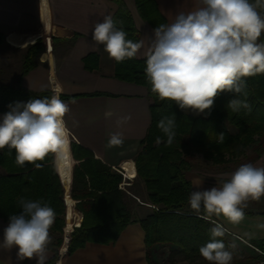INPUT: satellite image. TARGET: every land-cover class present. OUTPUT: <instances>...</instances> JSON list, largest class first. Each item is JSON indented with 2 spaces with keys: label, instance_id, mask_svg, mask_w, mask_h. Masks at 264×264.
Masks as SVG:
<instances>
[{
  "label": "trees",
  "instance_id": "obj_1",
  "mask_svg": "<svg viewBox=\"0 0 264 264\" xmlns=\"http://www.w3.org/2000/svg\"><path fill=\"white\" fill-rule=\"evenodd\" d=\"M111 1L117 5L112 14L117 27L127 33V39L137 42L139 31L127 4L124 0ZM134 2L139 15L153 27L165 24L154 0ZM259 11L264 13V8ZM157 19L160 23H157ZM3 39L0 33V43ZM56 39L52 37L53 42ZM260 41L264 42V33ZM24 49L15 82L9 84L0 80V112L8 113L11 111L10 106L17 103L52 95L50 90L35 92L24 88L21 82L22 76L39 63V56L44 50L41 34L38 32L29 37ZM146 58L132 57L121 63L115 61L114 69L116 78L146 86L151 99L149 129L140 141L141 147L134 158L135 173L144 183L149 201L155 206L151 214L138 220L144 229L146 258L149 264H156L152 259L151 248L158 243L172 244L174 248L166 264H208L200 256L199 248L210 240V229L215 223L205 216L203 210L197 213L189 209L191 182L185 177V170L190 166L188 156L198 152L205 160L229 169L230 166L226 164L239 157L246 158L243 163H252L264 154V74L244 78L246 83L241 94L227 91L219 94L210 113L206 110L205 113L191 114L181 110L175 102L159 100L151 92L145 73ZM236 98L244 100L250 110L241 107L239 111L233 112L228 108L229 101ZM172 114L176 118V127L173 142L169 144L158 122L163 116ZM157 137H160L159 142ZM70 145L73 157L81 160L72 170L70 196L79 200L76 207L82 216L74 222L73 231L65 242L67 253L84 246L88 241L114 242L133 220L126 192L121 188L123 170L110 168L101 160L93 158L87 149ZM15 155V150L0 149V167L4 171L0 172V217L9 220L10 215L19 214L22 211L19 203L22 198L42 200L56 212L51 229L61 231L65 207L63 187L54 172L51 154L43 161H38L42 164L39 169L29 163L24 167L18 166ZM126 166L132 167V161H127L124 164ZM70 167L68 170H59L65 184L69 181ZM244 211L248 215H264V211ZM67 212L70 214V207ZM219 239L233 252L232 264H252L254 257L243 247L226 235ZM57 243L60 245L59 240ZM232 245L235 247L232 248ZM57 259V250H54L47 264H57Z\"/></svg>",
  "mask_w": 264,
  "mask_h": 264
},
{
  "label": "clouds",
  "instance_id": "obj_2",
  "mask_svg": "<svg viewBox=\"0 0 264 264\" xmlns=\"http://www.w3.org/2000/svg\"><path fill=\"white\" fill-rule=\"evenodd\" d=\"M264 0H196L195 7L180 11L170 24H159L153 30L145 73L151 92L161 101L175 102L183 111L210 113L215 98L227 91L244 92L246 77L264 74ZM92 40L103 45L111 59L121 63L132 58L143 42L127 39V33L117 27L111 15L96 22ZM246 95V93H245ZM233 112L250 106L240 99L229 101ZM0 122V149L15 150V162L42 167L50 154L57 170H68L72 164L71 132L64 117L69 104L60 99L57 89L50 97L31 99L10 106ZM111 111L105 117H112ZM117 119V125L129 120ZM159 129L171 144L175 137V115L163 116ZM223 134H221V137ZM160 137H157L159 142ZM123 144L122 134H109L108 147ZM264 197V167L252 163L239 165L220 186L193 190L189 195L190 208L207 218L223 216L238 225L245 218L249 201ZM22 211L12 214L3 228L0 247L15 249L18 262L35 260L47 264L50 229L56 212L42 200H20ZM259 227L264 228V223ZM226 229L215 224L210 240L199 248L208 264H232L233 252L220 237ZM232 248L235 245L231 246Z\"/></svg>",
  "mask_w": 264,
  "mask_h": 264
},
{
  "label": "crops",
  "instance_id": "obj_3",
  "mask_svg": "<svg viewBox=\"0 0 264 264\" xmlns=\"http://www.w3.org/2000/svg\"><path fill=\"white\" fill-rule=\"evenodd\" d=\"M124 1L139 31L137 42H143L134 57L144 59L150 51L155 27L139 15L134 0ZM154 1L165 24L172 23L178 12L192 10L196 4V0ZM116 8V3L111 0H0V33L4 36L0 44L22 49L27 39L38 32L43 39L44 50L39 56V63L22 76V86L35 92L50 90L52 94L58 89L62 96L60 99L70 107L64 117L71 132L70 144L87 149L93 158L101 160L110 168L123 170L121 188L126 192L133 220L114 242L88 241L71 253L63 252L57 243L61 232L50 229L48 258L57 250V253H61L58 264H149L145 253L144 229L138 220L151 214L155 206L149 201L144 183L135 173L134 158L141 147L140 141L149 129L151 99L146 86L116 78L115 60L109 57L103 45L92 40L91 35L94 24L101 22L105 15L112 16ZM157 23H160L158 19ZM52 34L58 36L55 42L52 41ZM107 111L113 113L112 117H105ZM4 114L0 112V122ZM125 116L130 119L117 125V119ZM114 132L122 134L123 144L108 147L109 134ZM130 160L132 167L125 168L124 164ZM188 160L190 166L185 170V177L191 182V192L220 186L242 163L239 158L226 164L230 166L229 169H221L222 165H209L210 162L198 152L191 153ZM80 161L72 155L70 177L66 184L59 170L54 167L63 187L62 200L65 205L79 201L71 198L70 192L72 170ZM252 164L264 167V154L253 160ZM0 172H4L2 167ZM132 188H136L139 195ZM245 209L264 211V197L259 201H249ZM209 220L223 225L225 235L235 243L241 242L248 254L256 257L264 253V228L259 227L264 223V215L245 214L238 225L229 223L222 215ZM8 222L0 217V239ZM161 246L168 250L167 258L164 259L166 264L174 245L158 243L151 248L152 259L156 264H162L156 259ZM0 264L36 262H18L15 249L0 247Z\"/></svg>",
  "mask_w": 264,
  "mask_h": 264
},
{
  "label": "rangeland",
  "instance_id": "obj_4",
  "mask_svg": "<svg viewBox=\"0 0 264 264\" xmlns=\"http://www.w3.org/2000/svg\"><path fill=\"white\" fill-rule=\"evenodd\" d=\"M55 36L56 38H58L57 34H52V37ZM259 42V41H258ZM261 42V41H260ZM24 47L22 49H16L14 47L10 48L7 46H4L3 44H0V80L6 83H14L16 80V75L20 66V61L24 52ZM189 112L191 114L196 113L193 112L191 110L186 111ZM240 161L239 162H245L246 158L244 157H239ZM237 158V159H239ZM209 161V160H207ZM210 164L209 165H220V164H216L214 162H212L211 160L209 161ZM234 162V161H232ZM231 163V162H230ZM229 164V163H228ZM224 167V166H223ZM223 167L221 169H223ZM220 169V168H219ZM225 169V168H224ZM136 188H132V191H134V193H137V195H139V193L136 191ZM142 198V197H141ZM76 203H71L70 205L67 204L64 207V212H63V217H64V223L61 226V237H60V245L63 246V241H64V237L68 238L70 237L71 232L73 231V224L75 221H78L81 219L82 214H80V210L76 207ZM68 207H70V214H68L67 210ZM72 211H74V214L72 213ZM69 229H71L69 231ZM237 243L239 244L240 247H242V243L237 241ZM59 245V246H60ZM168 250L165 249L164 247H160L158 249V254H157V258L159 260L160 263L165 264V260L167 258L168 255ZM57 257H58V253H57ZM59 257L57 259V264L59 262ZM161 259V260H160ZM254 259H256V257H254ZM254 259L252 261H254Z\"/></svg>",
  "mask_w": 264,
  "mask_h": 264
},
{
  "label": "built area",
  "instance_id": "obj_5",
  "mask_svg": "<svg viewBox=\"0 0 264 264\" xmlns=\"http://www.w3.org/2000/svg\"><path fill=\"white\" fill-rule=\"evenodd\" d=\"M71 229H69L70 231ZM67 241V237H64V241H63V246H61L63 252L66 251V242ZM62 252V251H60ZM60 254L58 253V257L60 258ZM252 264H264V253H260L258 256H256V259H254V261H252Z\"/></svg>",
  "mask_w": 264,
  "mask_h": 264
}]
</instances>
